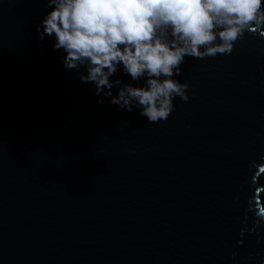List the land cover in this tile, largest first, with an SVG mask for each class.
I'll return each instance as SVG.
<instances>
[{"label": "water", "instance_id": "water-1", "mask_svg": "<svg viewBox=\"0 0 264 264\" xmlns=\"http://www.w3.org/2000/svg\"><path fill=\"white\" fill-rule=\"evenodd\" d=\"M45 2L0 0V264H260L264 37L188 57L147 123L38 41Z\"/></svg>", "mask_w": 264, "mask_h": 264}, {"label": "clouds", "instance_id": "clouds-1", "mask_svg": "<svg viewBox=\"0 0 264 264\" xmlns=\"http://www.w3.org/2000/svg\"><path fill=\"white\" fill-rule=\"evenodd\" d=\"M44 6L38 41H52L62 66L92 86L97 103L136 110L147 123L167 120L176 97L188 100L190 86L177 78L188 57L229 55L246 35L264 37V0H46ZM260 161L253 162L254 180L264 174V156Z\"/></svg>", "mask_w": 264, "mask_h": 264}, {"label": "trees", "instance_id": "trees-1", "mask_svg": "<svg viewBox=\"0 0 264 264\" xmlns=\"http://www.w3.org/2000/svg\"><path fill=\"white\" fill-rule=\"evenodd\" d=\"M259 181L264 185V174H261L259 177ZM261 198L264 202V192L261 193Z\"/></svg>", "mask_w": 264, "mask_h": 264}]
</instances>
